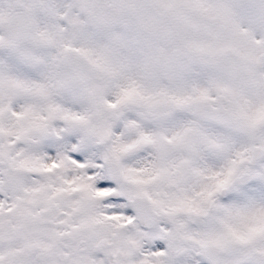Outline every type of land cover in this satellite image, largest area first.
Masks as SVG:
<instances>
[{
    "label": "snow or ice",
    "instance_id": "1",
    "mask_svg": "<svg viewBox=\"0 0 264 264\" xmlns=\"http://www.w3.org/2000/svg\"><path fill=\"white\" fill-rule=\"evenodd\" d=\"M0 264H264V0H0Z\"/></svg>",
    "mask_w": 264,
    "mask_h": 264
}]
</instances>
